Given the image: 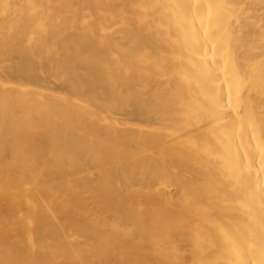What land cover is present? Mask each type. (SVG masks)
<instances>
[{
    "label": "bare ground",
    "instance_id": "obj_1",
    "mask_svg": "<svg viewBox=\"0 0 264 264\" xmlns=\"http://www.w3.org/2000/svg\"><path fill=\"white\" fill-rule=\"evenodd\" d=\"M0 264H264V0H0Z\"/></svg>",
    "mask_w": 264,
    "mask_h": 264
},
{
    "label": "rangeland",
    "instance_id": "obj_2",
    "mask_svg": "<svg viewBox=\"0 0 264 264\" xmlns=\"http://www.w3.org/2000/svg\"><path fill=\"white\" fill-rule=\"evenodd\" d=\"M51 58L49 57V58H47V60H46V63H45V71L47 72V73H49L50 71H52L51 73H53L52 74V76H51V73H50V76H51V79L53 80V83H51L50 84V87H51V89L50 90H48V93L49 92H51L52 90H53V92L55 93V91H57V92H59V94H67V95H69V96H73V90L69 87V86H66L65 85V79H68V77H70L71 75H72V73L70 72L69 73V71L70 70H68L67 69V65H65V66H63L62 64H60V66H59V64H58V66H56L57 68H53V67H55V65H56V63L55 62H53L52 61V59L50 60ZM48 62V63H47ZM50 62V63H49ZM50 64H51V67H50ZM63 67V68H62ZM47 68V69H46ZM52 68H53V70H52ZM62 68V69H61ZM68 68H70L69 66H68ZM55 69H58V70H63V72L67 69L68 70V73L69 74H71V75H69L68 74V76H67V70H66V72L63 74V72H61V75H60V72L57 70H55ZM71 69V68H70ZM49 70V71H48ZM57 72H58V74L60 75L59 77H60V79H59V77H58V74H57ZM44 74H46L45 72H44ZM11 75H13V76H16V73L15 72H11ZM65 75V76H64ZM44 76H46V75H44ZM58 78H57V77ZM73 76V75H72ZM55 77H56V79H55ZM44 81V80H43ZM67 84V83H66ZM56 92V94H58ZM52 98V97H51ZM51 98H50V96H49V98H47V99H49V100H51ZM53 100V99H52Z\"/></svg>",
    "mask_w": 264,
    "mask_h": 264
}]
</instances>
